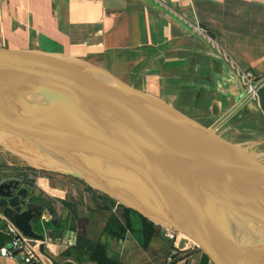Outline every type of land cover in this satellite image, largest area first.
Masks as SVG:
<instances>
[{"label":"crops","instance_id":"crops-1","mask_svg":"<svg viewBox=\"0 0 264 264\" xmlns=\"http://www.w3.org/2000/svg\"><path fill=\"white\" fill-rule=\"evenodd\" d=\"M0 48L86 61L203 128L217 125L264 186V0H0ZM245 74L260 82L253 98ZM4 167L0 217L44 247L37 264H212L181 245L171 261L156 224L80 181ZM62 236L75 244H53Z\"/></svg>","mask_w":264,"mask_h":264},{"label":"water","instance_id":"water-1","mask_svg":"<svg viewBox=\"0 0 264 264\" xmlns=\"http://www.w3.org/2000/svg\"><path fill=\"white\" fill-rule=\"evenodd\" d=\"M216 129L86 61L0 48V144L169 227L212 264H264V186Z\"/></svg>","mask_w":264,"mask_h":264},{"label":"built area","instance_id":"built-area-1","mask_svg":"<svg viewBox=\"0 0 264 264\" xmlns=\"http://www.w3.org/2000/svg\"><path fill=\"white\" fill-rule=\"evenodd\" d=\"M196 30L200 33H204L203 29L196 27ZM243 82L246 89V97L253 98L257 95V88L260 82L253 78L251 74H245L243 76ZM43 190L46 189L45 184L40 186ZM2 220V218L0 217ZM161 236L169 242L171 246V256L170 260L173 261L178 255L177 251L180 249V245H184L183 249L188 246L187 244L190 241H187L182 235L177 233L176 231L170 229L169 227L165 226H158ZM5 233L11 236L10 242V249H6L3 247L0 250V256L2 257H12L15 252H20L22 254L20 264H37L38 263V254L40 253L39 247L40 243L36 242L35 245L29 240L28 238L24 237L15 227L11 225H7L6 229L4 230ZM193 249L198 250V248L192 243ZM53 244L67 248L71 247L75 244V239L70 237H61L54 240ZM199 251V250H198Z\"/></svg>","mask_w":264,"mask_h":264},{"label":"rangeland","instance_id":"rangeland-1","mask_svg":"<svg viewBox=\"0 0 264 264\" xmlns=\"http://www.w3.org/2000/svg\"><path fill=\"white\" fill-rule=\"evenodd\" d=\"M21 158L22 157L20 156V154H18L16 150L0 144V166L4 165L7 168H15L16 166L23 168H34L33 166L22 164L21 160L23 158ZM181 247L184 248V245H182ZM188 247L190 248L189 250H193L192 245L186 246L185 248Z\"/></svg>","mask_w":264,"mask_h":264},{"label":"bare ground","instance_id":"bare-ground-1","mask_svg":"<svg viewBox=\"0 0 264 264\" xmlns=\"http://www.w3.org/2000/svg\"><path fill=\"white\" fill-rule=\"evenodd\" d=\"M1 145H2V144H1ZM11 152H12V151H11ZM14 153H15V152H14ZM22 158H23V157H22ZM22 158H21V159H22ZM21 161H22V164H27V165H29V166H32V163L28 162V161H27L26 159H24V158H23ZM241 205H242V204H241ZM230 206H231V207H234V208H239V207H240V205H238V204L235 203V202H234V203H233V202L230 203ZM242 207H243V205H242ZM243 209H244V207H243ZM251 209H252V208L249 207L248 211L245 210V209H244V211L250 213V210H251ZM247 230H249V229H247ZM187 245L189 246V245H192V244L189 242Z\"/></svg>","mask_w":264,"mask_h":264}]
</instances>
